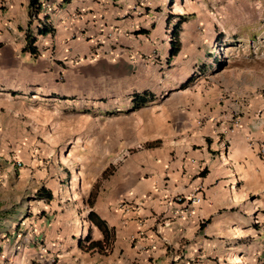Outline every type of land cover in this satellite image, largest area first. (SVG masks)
Instances as JSON below:
<instances>
[{
    "label": "crops",
    "instance_id": "0c3cea01",
    "mask_svg": "<svg viewBox=\"0 0 264 264\" xmlns=\"http://www.w3.org/2000/svg\"><path fill=\"white\" fill-rule=\"evenodd\" d=\"M39 2L55 31L33 56L30 0H0V264H264L263 82L200 93L190 73L217 31L205 1ZM171 15L189 19L168 62ZM90 211L105 254L79 246L103 239Z\"/></svg>",
    "mask_w": 264,
    "mask_h": 264
},
{
    "label": "rangeland",
    "instance_id": "374dc122",
    "mask_svg": "<svg viewBox=\"0 0 264 264\" xmlns=\"http://www.w3.org/2000/svg\"><path fill=\"white\" fill-rule=\"evenodd\" d=\"M207 9L213 14L216 36L210 37L206 47L209 50L199 68L190 73V79L200 86L203 95L210 85V79H227L233 74L238 79V86H246L250 75L263 82L264 91V0H204ZM207 1V2H206ZM179 4V2H178ZM222 35V40L219 39ZM204 72L205 75H202ZM225 82V81H224ZM238 87V88H239ZM229 92L211 93L217 102L229 98ZM247 95H239V99ZM238 95H235L237 98ZM42 140L39 141L41 143ZM43 142V141H42ZM1 165H3V162ZM20 167V163H15ZM17 164H20L18 166ZM27 215V210L24 211ZM9 226V230L19 228ZM20 233V231H19ZM0 231V250L7 242ZM13 262L6 259L5 263Z\"/></svg>",
    "mask_w": 264,
    "mask_h": 264
},
{
    "label": "trees",
    "instance_id": "16d2710c",
    "mask_svg": "<svg viewBox=\"0 0 264 264\" xmlns=\"http://www.w3.org/2000/svg\"><path fill=\"white\" fill-rule=\"evenodd\" d=\"M29 6H30V19L25 29V45L23 51L28 52L33 56H36L38 53L36 46L37 37L53 34L55 30L52 27V25L48 22L47 15H44L41 18L39 17L42 12L41 4L39 0H30ZM173 18L176 19V22L173 25L170 33V48L168 53V62L173 58H175L181 50L180 34L182 32V25L188 21L189 16L186 15L169 16V19H173ZM34 21H36L38 24L35 30H33L32 28ZM184 86L186 85H183V87ZM152 100H153V96L149 95L147 92L140 94L134 93L131 97L132 109H138L140 107H143ZM157 144H158L157 142L149 143L147 144V147L156 146ZM106 173L107 171L103 173V177L106 175ZM91 195L92 193L89 195L88 200H90ZM35 197L38 200L43 199L45 201H50L52 199L51 194L47 192L45 193L44 189L37 191ZM87 219L93 224V226H95L99 231L102 232L103 239L99 241L92 240L91 231L89 230L84 240V242H88V244L85 245L84 243L82 244L81 242L79 246L85 249V251L87 252L97 251L100 254H105L107 249V243L109 241V239L106 238V230L108 229V227L106 226L105 222L101 220L100 217L97 216L92 211L88 213Z\"/></svg>",
    "mask_w": 264,
    "mask_h": 264
},
{
    "label": "built area",
    "instance_id": "2783aa9c",
    "mask_svg": "<svg viewBox=\"0 0 264 264\" xmlns=\"http://www.w3.org/2000/svg\"><path fill=\"white\" fill-rule=\"evenodd\" d=\"M136 148H140V147H136ZM258 154L260 155V156H264V146L263 147H261V148H259V150H258ZM18 166H20V164H17ZM200 201V199H198V198H194V199H192V203H198Z\"/></svg>",
    "mask_w": 264,
    "mask_h": 264
}]
</instances>
